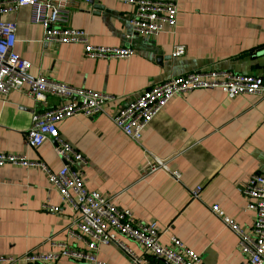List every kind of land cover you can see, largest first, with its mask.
<instances>
[{
    "label": "crops",
    "instance_id": "obj_1",
    "mask_svg": "<svg viewBox=\"0 0 264 264\" xmlns=\"http://www.w3.org/2000/svg\"><path fill=\"white\" fill-rule=\"evenodd\" d=\"M168 1L178 10L174 30L164 27L154 37L131 34L133 7L123 0H79L71 6L68 25L85 32L89 46L130 49L132 55L122 59L90 58L82 44L44 42L42 28L31 22L27 6L0 14V21L16 24L14 51L30 63L31 78L42 76L112 98L100 114L58 124L64 142L84 158L74 168L85 187L137 221L155 222L162 245L174 236L201 255L202 264H242L245 256L236 236L211 207L217 205L250 233L253 216L243 211L241 189L249 176L264 173V95L228 98L212 89L173 96L142 129L138 142L124 136L109 117L142 92L189 73L254 75L264 85V0ZM176 46H183L184 52L172 57ZM25 88L0 95V154L42 161L56 173L63 162L53 145L45 142L31 150L24 135L31 113L55 108L59 100L47 96L36 101ZM154 160L179 174V180L163 170L146 174L147 164ZM197 187L200 196L193 199L191 192ZM71 197L77 200L72 193ZM45 204L59 212L42 210ZM71 210L41 170L0 166V256L52 255L59 244L91 254L83 240L69 236ZM128 244L140 254L138 245ZM92 254L96 263L62 258L58 264H129L113 246H99Z\"/></svg>",
    "mask_w": 264,
    "mask_h": 264
},
{
    "label": "built area",
    "instance_id": "obj_2",
    "mask_svg": "<svg viewBox=\"0 0 264 264\" xmlns=\"http://www.w3.org/2000/svg\"><path fill=\"white\" fill-rule=\"evenodd\" d=\"M89 3L88 0H83ZM133 7L128 21L131 34L154 37L164 27L174 30L178 10L174 2L168 0H123ZM79 0H0V14L15 11L19 7L30 9V20L42 28L44 42L55 44H82L85 55L90 58L122 59L132 55L128 48L109 50L87 44L85 32L68 25L70 8ZM16 24L0 21V95L10 91L24 89L28 97L44 101L47 96L59 100L52 109L31 113V124L24 135L27 148L36 150L45 142L53 145L55 156L63 162L62 168L51 172L42 161H29L23 156L0 154V166L11 165L25 169H39L53 186L62 202L71 206L74 216L69 236L83 240L91 254L85 255L68 250L66 244L57 245L58 252L52 255L25 253L14 259L0 256V264H58L62 258L75 261L96 263L94 252L99 246H113L124 254L129 264H150V258L165 261L168 264H202L201 255L188 249L174 236L166 245L160 243L161 231L155 222L137 221L127 210L117 209L109 199L85 187L81 172L74 167L84 163V158L64 142L58 132V124L66 119L83 116L92 117L102 113V106L112 98L84 88H76L54 82L42 76L31 78L27 72L30 63L21 59L14 51L16 43ZM130 38V36H127ZM184 47L176 46L172 57L183 54ZM222 91L226 97L264 95L261 77L234 74L230 72L189 73L173 77L148 89L133 101L123 105L109 117L112 124L127 138L134 142L140 139L142 129L158 114L173 96L185 95L194 90ZM165 171L175 180L179 174L170 173L165 163L154 160L147 164L146 174ZM201 188L191 192L198 199ZM245 199L244 212L253 218L250 233H245L232 219L225 216L217 205L211 212L237 238V247L245 256L242 264H264V173L252 174L241 189ZM71 193L76 196L74 201ZM42 210L54 213L58 207L43 205ZM128 242L140 248V254L134 252ZM127 243V244H126Z\"/></svg>",
    "mask_w": 264,
    "mask_h": 264
},
{
    "label": "water",
    "instance_id": "obj_3",
    "mask_svg": "<svg viewBox=\"0 0 264 264\" xmlns=\"http://www.w3.org/2000/svg\"><path fill=\"white\" fill-rule=\"evenodd\" d=\"M89 4H93V0H88ZM94 9L96 10H101V8H99L98 6H95Z\"/></svg>",
    "mask_w": 264,
    "mask_h": 264
},
{
    "label": "rangeland",
    "instance_id": "obj_4",
    "mask_svg": "<svg viewBox=\"0 0 264 264\" xmlns=\"http://www.w3.org/2000/svg\"><path fill=\"white\" fill-rule=\"evenodd\" d=\"M127 244V243H126Z\"/></svg>",
    "mask_w": 264,
    "mask_h": 264
}]
</instances>
